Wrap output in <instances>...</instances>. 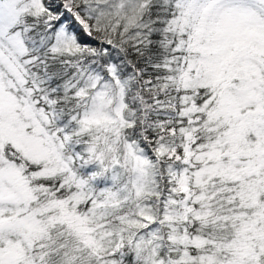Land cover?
Returning a JSON list of instances; mask_svg holds the SVG:
<instances>
[{"label":"snow or ice","instance_id":"obj_1","mask_svg":"<svg viewBox=\"0 0 264 264\" xmlns=\"http://www.w3.org/2000/svg\"><path fill=\"white\" fill-rule=\"evenodd\" d=\"M0 264H264V0H0Z\"/></svg>","mask_w":264,"mask_h":264}]
</instances>
